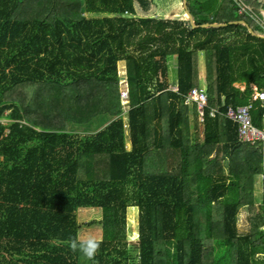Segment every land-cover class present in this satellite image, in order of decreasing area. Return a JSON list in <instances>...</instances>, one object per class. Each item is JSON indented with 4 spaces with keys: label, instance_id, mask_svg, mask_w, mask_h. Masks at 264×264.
<instances>
[{
    "label": "trees",
    "instance_id": "16d2710c",
    "mask_svg": "<svg viewBox=\"0 0 264 264\" xmlns=\"http://www.w3.org/2000/svg\"><path fill=\"white\" fill-rule=\"evenodd\" d=\"M223 1L187 0L194 29L184 0L174 19L169 9L150 14L163 10L159 0H0V264H225L227 241L232 264H264L262 145L243 143L225 115H207L202 131L189 124L186 98L205 51L209 105L225 114L254 103L264 127L254 101V86L264 90V31L239 15L240 2L256 13L253 0ZM134 208L132 252L124 240ZM89 210L101 218L83 223ZM94 226L103 238L89 261L67 243Z\"/></svg>",
    "mask_w": 264,
    "mask_h": 264
},
{
    "label": "rangeland",
    "instance_id": "374dc122",
    "mask_svg": "<svg viewBox=\"0 0 264 264\" xmlns=\"http://www.w3.org/2000/svg\"><path fill=\"white\" fill-rule=\"evenodd\" d=\"M159 1L162 2V5L160 4V6L163 9V10H161V13H165L166 9H169L168 11L171 12V13H168V15L169 14L171 15V16H169V18L174 19V18L177 17L176 15L178 13H180V12L182 13V10L179 8V3H178L180 0H159ZM243 5L247 6L246 4H243ZM227 6H229V2L224 0L223 4H222V9H225ZM249 13L251 15H255L256 16V13L251 11V9H249ZM150 14L151 15L152 14L155 15L156 14V10L152 11ZM142 15H144V14L142 13ZM155 16L156 17H162L161 14H159V15L156 14ZM211 26H213V25H211ZM257 37H259V36H257ZM175 63H176L175 61H171L170 62V65H171L170 66V70H174V68H175L174 64ZM170 72H172V71H170ZM119 73H120L121 77H125V75H126V63L119 64ZM124 86H126V83L122 84V87H124ZM236 86L245 87L246 85L245 84H236ZM126 91H128V85H127ZM126 97L127 96H125V94H124V97H122V99H124V101L122 100V103H123V107H124V111L125 112H127L128 104H129V99H127ZM191 109L193 110V112H192V114L190 116L189 124L191 125L192 128H195L196 125H197V127H196V131L197 132H198V128H199L200 131H202L203 130V124L200 123L199 116H198L197 112L195 111V107L193 106V107H191ZM124 122L126 124H128V118L127 117H124ZM3 123L6 124V123H8V121L3 120ZM201 138L203 139V136ZM126 147H127L128 150L131 149V144H130L129 140H128V143L126 144ZM180 157H178V159H180ZM147 160H149V159H147ZM180 160L176 159V162H180ZM146 165L148 166L150 164L148 163ZM255 190H256V188H255ZM260 196H261V194L258 195L259 199H261ZM93 211H96V210H93ZM93 211L89 210V211H82L81 213H79L80 214L79 215L80 216V220H82L83 223H87V222L94 221V220H99L101 218V216H98V214H96L97 211L96 212H93ZM248 216H249V209L247 207H242L240 209V214H239L240 220H239V223H238V227H239V229L241 231H246L248 229V227H249ZM138 225H139V212H138V209L137 208L130 209L129 212H128V215H127V229L129 231H131L132 235H131V237H129V235H128L127 239L124 240V242L128 246V248H131L132 252L139 250L138 249V247H139L138 246L139 245L138 244ZM89 236H95L99 240H102L103 231L98 226H94L92 228H85V230L82 231L81 239L82 240L86 239ZM99 253H100V250H99L98 254ZM231 254H232L231 243L229 241H227L226 242V263L225 264H232ZM260 259H264V257H261ZM137 261H138V259H137ZM137 261H136V259L135 260H131V261L128 262V264H136ZM83 263L87 264V261L83 260Z\"/></svg>",
    "mask_w": 264,
    "mask_h": 264
},
{
    "label": "built area",
    "instance_id": "2783aa9c",
    "mask_svg": "<svg viewBox=\"0 0 264 264\" xmlns=\"http://www.w3.org/2000/svg\"><path fill=\"white\" fill-rule=\"evenodd\" d=\"M238 7L240 16L251 15L249 13V8L243 5L241 2L238 4ZM174 91L179 92V87L175 86ZM124 94L125 96H127L126 98H128V92H122V97H124ZM258 100L263 103L264 108V90H259L258 88H256L254 101ZM186 104L188 106L197 107L201 124L205 123V118L207 117V115H209L210 118H216L219 115H225L227 119L235 122L238 125V137L243 143L251 144L252 147H257L258 144H261L264 153V127L260 128L254 123L252 116L254 103L238 107L230 106L228 107V110L225 114H220L218 109L209 105L208 92L205 89L194 88L186 98ZM262 177L264 179V174Z\"/></svg>",
    "mask_w": 264,
    "mask_h": 264
},
{
    "label": "crops",
    "instance_id": "0c3cea01",
    "mask_svg": "<svg viewBox=\"0 0 264 264\" xmlns=\"http://www.w3.org/2000/svg\"><path fill=\"white\" fill-rule=\"evenodd\" d=\"M252 3L254 4V6L256 7V16L255 15H253V16H251L252 18H254L255 19V22L256 23H258L259 25H260V27L263 29V31H264V0H253L252 1ZM246 4V3H245ZM247 6H248V8L249 9H251L250 8V6L248 5V4H246ZM138 6V7H137ZM136 10H138L139 12H141V9H140V7H139V5H137L136 4ZM160 10L161 9H159V10H157L158 11V15L159 14H161L162 16H166L167 17V15H166V13H161L160 12ZM253 10V9H252ZM254 10V11H255ZM157 11H156V14H157ZM175 14V13H174ZM176 15V14H175ZM168 16H171L170 14L168 15ZM177 17L176 18H178V17H181L182 16V14H181V12L180 13H178L177 15H176ZM169 18V17H168ZM169 19H171V18H169ZM194 20V19H193ZM256 20H258V21H260V22H258V21H256ZM191 22V21H190ZM192 25V24H191ZM172 61H175V60H172ZM171 62V61H170ZM176 62V61H175ZM121 63H124V62H121ZM120 63V64H121ZM175 65V68H174V70H170V71H172V72H170V80L171 81H174V80H176L175 79V77H176V68H177V66H178V64H174ZM171 65H170V63H169V67H170ZM197 67H198V78H197V85H196V88H198V89H205L206 91L208 90V85H207V83H208V72H207V54H206V52L205 51H200L199 53H198V62H197ZM123 81V84L124 83H126V80L124 79V77H123V79H122ZM175 82V81H174ZM236 87H239L240 89H242V90H245V87H240V86H236ZM126 88H127V83H126V86H124V87H122L121 88V91L122 92H125L126 91ZM254 88H255V94H256V88H258L257 86H254ZM259 89V88H258ZM208 92V91H207ZM123 100V99H122ZM233 107V106H232ZM203 136V135H202ZM128 140L130 141V137L128 136L127 137V143H128ZM126 143V144H127ZM130 144H131V141H130ZM127 148V147H126ZM255 188H256V190H255V193H256V195H257V197H258V195L259 194H262L263 193V191H264V179H263V177L261 176V177H258V178H256V180H255ZM261 197V196H260ZM258 205H260V203L258 204Z\"/></svg>",
    "mask_w": 264,
    "mask_h": 264
},
{
    "label": "clouds",
    "instance_id": "9594fccd",
    "mask_svg": "<svg viewBox=\"0 0 264 264\" xmlns=\"http://www.w3.org/2000/svg\"><path fill=\"white\" fill-rule=\"evenodd\" d=\"M102 241L96 238L95 236H89L86 239H81L79 234L74 237H70L67 243V247L72 252H79L89 261H94L97 256Z\"/></svg>",
    "mask_w": 264,
    "mask_h": 264
},
{
    "label": "water",
    "instance_id": "95a60500",
    "mask_svg": "<svg viewBox=\"0 0 264 264\" xmlns=\"http://www.w3.org/2000/svg\"><path fill=\"white\" fill-rule=\"evenodd\" d=\"M184 4H185V10H186V13H187V16L189 17V19H190V21H191V24H192V26H193V28L194 29H197V27H195V25H194V20H193V17H192V15L189 13V11H188V2H187V0H184ZM236 24H239V25H246L245 23H243V22H240V23H236ZM208 27H210L209 25H206V26H203L202 28H204V29H207ZM211 27H214V28H216V27H223V26H219V25H213V26H211ZM250 32L255 36V34L253 33V30H250ZM261 38H263L264 39V36H262Z\"/></svg>",
    "mask_w": 264,
    "mask_h": 264
}]
</instances>
